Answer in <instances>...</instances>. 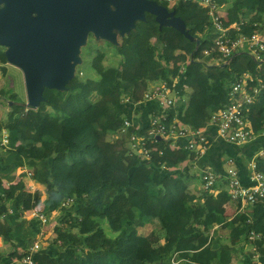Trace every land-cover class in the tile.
<instances>
[{"label":"trees","instance_id":"1","mask_svg":"<svg viewBox=\"0 0 264 264\" xmlns=\"http://www.w3.org/2000/svg\"><path fill=\"white\" fill-rule=\"evenodd\" d=\"M227 1L229 23L244 20L248 33L256 30L253 15L260 14L264 19V0ZM176 15L185 21L200 16L198 27L204 36L200 38L199 46L209 49L211 40L205 33V10L195 4L184 3L177 7ZM146 23L145 26L137 25L135 34L146 40L157 38V44L163 47L168 58L179 61L173 70L163 71V78L170 86L176 81L178 92L177 106L170 109V117L185 110L186 87L193 89V100L197 93L203 98L206 114H198L194 126H191L194 129L206 125L208 121L202 124L203 120L211 117L226 102L225 94L222 104L219 101L208 103L207 99L216 95V86H223L226 81L231 84L237 72H254L258 68L259 63L246 55L234 59L228 65L232 69L223 64H205L195 59L199 47L195 40H190L174 27L160 26L156 16L149 12L146 13ZM165 33L179 36V42L175 44L163 39ZM177 50H182L183 54L175 56ZM118 51L124 57L121 68L106 67L103 61L106 54L99 51L91 60L93 73L88 72L85 80L75 78L67 85L68 90L46 87L45 100L38 108L20 104L16 94L11 96L13 110L6 121H0V134L6 129L9 137L0 169V205L11 226L8 238L25 250L41 231L40 220L23 217L21 208L24 205L26 209H33L41 201V193L35 191L33 195L28 194L22 202L20 193L26 190V173L17 183L13 182L12 172L19 167H28L36 169L34 180L55 192L54 198L46 200L44 211L47 216L60 208L66 198L76 197L82 202L78 216L72 217L69 211L63 210L59 222L67 223L71 217L72 220L76 218L75 224L84 236L82 244L88 249L85 255L80 256L77 247L66 244L63 249L53 250L51 243L35 254L38 264H160L164 263V259L169 264H175L173 259L180 261L179 264H232L233 247L249 240L252 232L261 237L253 243L264 245V210L261 203L249 215L237 213L234 218L227 219L215 209L217 199L213 195L198 203L194 194L179 190L178 178L168 176V168L174 165L171 159L184 161L193 151L183 147L173 148L168 140L158 139L159 149L151 152L150 160H142L130 155L125 146L111 152L100 146L97 135V130L101 129L99 117L108 107L120 104L123 97L140 100L137 81L155 72L151 60L137 44L119 47ZM0 61H8L4 51L0 53ZM147 86L148 83H145L144 89ZM94 91L101 96L96 103L90 99ZM193 100L192 103L195 102ZM48 107L53 112L48 111ZM251 120L255 132L262 133L264 92L260 102L254 106ZM123 122L111 117L108 129L117 130ZM55 141L64 143L67 158V162L56 169L53 168L54 157H46ZM75 149L93 157L94 161L87 164L73 161ZM241 178L244 181L242 174ZM6 180L11 181L9 186L4 184ZM226 192L223 189L221 193ZM105 223L114 234L113 238L101 227ZM145 225L166 231L167 243L158 248L153 246L139 234V227ZM217 225L230 231L228 238H215L208 232L210 227ZM22 255L15 249L9 254L12 258L3 261L4 256L0 254V264H14L12 259Z\"/></svg>","mask_w":264,"mask_h":264},{"label":"crops","instance_id":"2","mask_svg":"<svg viewBox=\"0 0 264 264\" xmlns=\"http://www.w3.org/2000/svg\"><path fill=\"white\" fill-rule=\"evenodd\" d=\"M165 4L166 7L169 8V10H177V7L180 4ZM182 7V6H181ZM259 17H262L260 14H255L252 18V20L256 21V19ZM260 19V18H259ZM200 20V16L196 15L195 17L188 19L185 21L187 25V29L190 32V34L195 38L196 37H203L204 32H202V29L198 27V22ZM142 23H146V21H140ZM147 24V23H146ZM194 29V30H193ZM193 30V31H192ZM194 33V34H193ZM119 35L122 38L119 42ZM163 39L169 41H173L175 44H177L180 40L179 36H173L172 33H165L162 36ZM155 40V41H154ZM110 41V40H109ZM122 41V42H121ZM152 41L155 42V44L152 43ZM201 41V40H200ZM112 43H123L122 47H127L132 44H137L138 47H140L143 50L144 55H146L152 62V64L155 67V72L150 73L148 75H145L142 79H139L137 81V85L140 88V91L142 87H144L145 83L153 84V83H160L164 80L163 78V71L164 69L173 70L176 65H178V62H175L174 60H170L163 50V47H160L157 43V38H152L149 41H147L144 37L140 35H136L133 30H131L128 33H125L124 35L117 34V40L112 41ZM158 45V46H156ZM183 54L182 50H177L175 52V56H180ZM165 59V65L161 66V64H157L159 60ZM124 61V58L121 61V67L122 63ZM7 70L4 72L0 69V83L1 86L3 83H6L7 75L9 70V66L7 63L0 64ZM225 66V65H224ZM227 66V65H226ZM146 68V65L144 64V69ZM22 73V72H21ZM173 78V77H171ZM22 81H23V87L27 94V88H26V82H25V76L22 73ZM8 83V82H7ZM71 83V82H70ZM69 83V84H70ZM12 84V83H11ZM13 87V84L11 88ZM222 87V86H220ZM187 88V93H189V90L192 91L193 89L190 87ZM217 90H219V86L215 87ZM223 91L225 90L224 87ZM10 91V95L16 94L15 91L12 92L11 89H2L0 88V95H4L6 91ZM68 90V87L66 88ZM194 92V91H193ZM192 92V95H193ZM216 93V92H215ZM226 94L223 93V98L221 101H224ZM8 95V94H7ZM17 95V94H16ZM92 95V94H91ZM94 95L96 96L95 100L98 102L101 99L100 94H98L96 91H94ZM192 95H186L184 96V99L187 102V105L185 107V110L181 114H177V119L179 120V123L181 125L186 127H191L194 123L195 118L197 117L198 113L202 111V106L205 108V105H200V98L199 94L197 93L194 97V100L192 98ZM217 95V93H216ZM211 95V97L216 96ZM7 97V96H6ZM28 97V96H27ZM190 98V99H189ZM192 98V99H191ZM27 100V98H26ZM192 100L195 101L192 103ZM92 101V100H91ZM13 102V101H11ZM93 102V103H96ZM27 102L21 101L20 104H24L27 106ZM2 99H0V106H2ZM13 106L10 107V110L12 111ZM158 110V106L155 103L152 102H145V101H136L129 97L128 100L123 98V101L114 106V107H108L106 112L102 114L99 117L101 129L97 130V135L99 139V144L102 148H104L107 152L111 151H118L122 146L128 147L129 142L127 140L128 134L131 132V129H126L125 131H122V127L124 126V122L121 128L111 131L108 129L110 124V118L115 117L116 120L122 119L133 121L135 126H139L141 129H144V127L147 126V122L150 120L152 114L154 111ZM206 110V109H205ZM48 111L53 112V109L51 107H48ZM3 110L0 109V121H6L7 117H2ZM103 116V117H102ZM205 126V125H204ZM6 129H3V131ZM0 134V169L2 168V159L5 156V149L6 147L1 144V137L2 133ZM215 132H210V145L208 146L207 150L204 152V154L200 155L197 152L193 151L189 154V157L184 161H179L176 158L171 159L174 162V165L168 168V176H174L178 178V188L181 192L194 194L196 196V202L203 203L208 195H213L214 198L217 199V201L214 203V207L217 211L224 214V216L227 219H232L237 214V209L233 205L232 202H230L229 195L226 193H221L223 189L226 188L225 186V178L220 179L217 184L215 185L213 191H206L203 188V183L201 179V173L204 168H211L216 171H218L221 174L226 173V170L230 167V160L234 161L235 166L238 168L240 173L242 174L244 181L247 182L249 175L251 173V163L256 162L257 165L264 169V130L262 133L258 134L255 138L248 140L247 142L243 144L238 143H232V142H226L219 137H217ZM217 138V139H216ZM152 150H158L159 146L158 144H151ZM46 157H54V163L53 168L56 169V167H61V165L65 162H67L66 154H65V145L63 142H53L51 145L50 150L47 152ZM40 160H36L38 162ZM73 161L79 163V164H87L89 162L94 161V158L82 153L80 150L75 149L73 152ZM4 170V169H3ZM36 173V169H34ZM23 167H19L16 170L12 172V176L14 177V183H17L22 175ZM26 180V190H24L22 193H20V198L23 201H25L28 194L33 195L35 191H38L41 193V201L36 204V206L33 209H26L24 205H21L22 211H23V217L27 219L32 218L33 212H39V213H45L44 209L46 206V200L52 199L55 197V192L53 189H49L47 185H44L40 183L39 181L34 180L33 178L25 177ZM30 180V182H29ZM11 181L6 180L4 182L5 186H9ZM28 185H31L35 187L34 189L28 188ZM226 190V189H225ZM73 201L64 204V200L61 203L60 208L53 210L50 213L49 218L52 214H57L56 217L58 221H55L56 224H63V227L60 226L62 230V238L57 240H52V244L54 245L52 248L53 250H56V248L63 249L65 248L66 244L67 246H74L79 247L83 246L84 236L80 234L79 226L75 224V220H72V217H76L79 214V210L82 208V202L79 201L78 198L73 197ZM79 202V203H78ZM8 206L10 208V203H8ZM261 208L264 210V202L261 203ZM63 210L69 211L70 215L72 217L70 218V221L67 223L59 222V217L61 214H63ZM44 226L41 224V230L45 229L48 230L49 226ZM102 228L106 231L109 237L113 238L114 234L112 232H109L106 227L109 228V226L105 223L101 225ZM220 226L217 225L213 229L217 231V229ZM110 229V228H109ZM212 228H210L211 230ZM11 230V226L7 219L4 216L3 210L0 205V241L2 245H0V254L4 256L3 261H7V259L12 258L9 257L10 252H13L15 249L21 253L22 249L16 246V242L8 238V233ZM44 230V240L49 234ZM60 230V231H61ZM139 234L146 237L153 246L156 248L164 246L168 241V236L166 234V231L160 230V229H154L150 225H145L139 227ZM41 232V231H40ZM110 233V234H109ZM113 235V236H111ZM40 237V233L39 236ZM215 237V236H214ZM37 239V238H36ZM54 239V238H53ZM69 240V241H68ZM46 243V242H45ZM51 243L47 246H50ZM84 247V246H83ZM79 249V248H78ZM59 250L57 249V252ZM248 259L244 260V264H247ZM5 264V263H4ZM10 264V263H8ZM233 264V263H232Z\"/></svg>","mask_w":264,"mask_h":264},{"label":"built area","instance_id":"3","mask_svg":"<svg viewBox=\"0 0 264 264\" xmlns=\"http://www.w3.org/2000/svg\"><path fill=\"white\" fill-rule=\"evenodd\" d=\"M162 2L166 4L191 3L205 10V33L211 40L209 51L213 52L216 57L218 56V61H224L228 66L233 63L234 59L246 55L257 61L259 65L254 72L236 73L226 93V102L213 112L205 126L198 129L181 125L177 116L170 117V109L177 106L178 100L175 80L172 86L167 80L148 84L140 101L155 103L158 110L153 112L144 130L135 126L133 121H124L122 131L131 129L126 137L129 142V146L126 147L129 154L136 155L142 160H150L153 151L150 145L156 144L159 136L171 142L172 147H183L200 155L204 154L210 144L211 131L226 142L238 144L255 138L258 134L254 130L251 114L264 92V34L257 30L252 33L246 32L248 26L242 19L229 23L227 15L229 1L227 0H162ZM256 24L255 22L254 25ZM125 99L128 100L129 97ZM8 143V132L4 130L1 144L7 147ZM32 170L23 167L27 177L34 179L35 172L33 174ZM251 170L248 181L245 182L242 181L240 171L232 160L224 174L208 167L204 168L203 188L209 192L213 191L217 182L225 178V189L237 213L249 215L258 204L264 202V170L256 162L251 163ZM73 200L72 197L66 198L64 204ZM32 218L40 220L43 226L49 222V216L45 213L35 211L32 213ZM254 236L260 235L252 232L250 237ZM43 242L44 230L42 229L40 237L28 249L21 251L22 257L13 258L12 262L14 264H38L35 254L45 248ZM179 262L173 259V263Z\"/></svg>","mask_w":264,"mask_h":264},{"label":"water","instance_id":"4","mask_svg":"<svg viewBox=\"0 0 264 264\" xmlns=\"http://www.w3.org/2000/svg\"><path fill=\"white\" fill-rule=\"evenodd\" d=\"M0 44L9 62L23 70L30 108L45 100L44 90H66L75 77L78 46L87 30L110 41L134 30L146 13L195 40L176 10L157 0H0ZM117 30L118 32H115ZM158 139H162L160 136Z\"/></svg>","mask_w":264,"mask_h":264},{"label":"rangeland","instance_id":"5","mask_svg":"<svg viewBox=\"0 0 264 264\" xmlns=\"http://www.w3.org/2000/svg\"><path fill=\"white\" fill-rule=\"evenodd\" d=\"M159 3L162 4L163 2H159ZM163 5H165V4H163ZM4 6H5V3L0 4L1 8H3ZM253 16H252V18H253ZM255 22H257L256 30L264 34V19H261V17L258 16V18L256 19ZM137 25L145 26L146 23H142V22L138 21ZM87 32L88 33H87L86 41L83 44L78 46V50H77L76 54L81 59V61L76 64L75 77L71 81H73L75 78L80 79V80H85L89 74L88 72H90V73L94 72L92 70L91 60L94 57H96V55L98 54L99 51L105 52V54H106V56L103 60L104 65L106 67H120L121 68V61L124 57L119 53L118 48L122 47L123 43L115 44V43H112V41L104 39L103 37L96 36V33L93 31L87 30ZM115 32H118V31L115 30ZM196 38L200 39L201 37H199V35H198V37H196ZM120 40H122V38L119 35V42H120ZM147 41H149V40H147ZM154 41H152V43ZM153 44H155V42ZM156 46H158V45H156ZM7 49H8L7 46L0 44V53L3 51L6 52ZM206 51H207V49H206V47H204V45L202 47L199 46L197 49V52L195 54V59L200 60V61L204 62L205 64H209V65L223 64L226 66V63L224 61L223 62L218 61V56L216 57L213 52L211 53V51H209V49H208V53H206ZM165 62H166L165 59H163V60L160 59L157 62V64H161V66H164ZM0 64H2L1 61H0ZM7 64L9 66L10 71L8 72V75L6 77L7 78L6 83L5 84L3 83L2 86L0 83V88H2L4 90L11 89L12 92L15 91L19 101L27 102L28 97H27V94L24 90L23 81H22L23 70L21 68H19L18 66H16L15 64L9 62V60L7 61ZM183 65L185 67L186 62ZM0 69L3 70L4 72L7 70L2 65H0ZM81 71H83V73H81ZM233 72L236 73V71H233ZM23 75H24V73H23ZM11 83L13 84L12 88H11V86H12ZM230 85L231 84H228V81H226V83L222 87H224V89L227 91L228 88H230ZM222 87H219V90L216 91V93H217L216 96L207 99L208 103L209 102H215L216 103V101H219L220 104H222L221 99L223 98V93H225V90L223 91ZM185 90H186V95H189V96L192 95L193 90L190 91V89H188L189 93H187V88H185ZM144 91H145V89H144V87H142L141 93H140V95L142 97H143ZM9 93H10V91L7 90L6 93H4V95H0V99H2V104H3L2 106H0V109L3 110V112H4L2 114V117H4V116L7 117V115L10 113V111H8V110H10V107L13 106V102H11V100H10L12 95H10ZM26 98H27V100H26ZM95 98H96V96L94 95V92H93L92 95L90 96V99L92 100V102H96V101H94ZM123 98H125V97H123ZM200 100H201L200 105L201 104L203 105L204 101H203L202 96H201ZM202 108L203 109H202L201 113L206 114L205 108L203 106H202ZM0 118H1V116H0ZM209 118L210 117H208V119L207 118L204 119L202 124H204V122H207L209 120ZM193 124H192V126H194ZM173 148H177V147H173ZM34 171L35 170L33 169L32 170L33 174H34ZM202 173H203V171H202ZM202 173H201V179H202ZM23 174H24V171H22V175ZM29 182H30V180H29ZM202 183H203V181H202ZM28 188L32 189L35 187L28 185ZM56 216H57V214L56 215L52 214L50 216L51 218H49V222L46 225V226H49V229L48 230L44 229L47 232V234H49V236H47L43 242L44 246H47L48 243L49 244L52 243L53 242L52 240L61 239L63 236L62 230L60 228V226L63 227V224H61V223L56 224L55 223V221H58L57 220L58 217H56ZM214 227L215 226L210 227L212 229L208 231L212 236H215V238H228V236L230 234V231L228 229H224L222 227H219L217 229V231H215L213 229ZM106 228L109 232H112L108 227H106ZM198 230H202V227L201 228L198 227ZM111 236H113V235H111ZM260 238H261L260 236L250 237L249 240L243 241V242L239 243L238 245H235L233 247V254H232L233 255V262L232 263L233 264H244V260L248 259V262H251L250 264H264V245L260 246L258 244L253 243V242H255V240L260 239ZM78 248H79L78 254L80 256H83L86 254V252H88V249H85L83 246H79ZM163 262L164 263H160V264H169V261L166 259H164ZM248 262H247V264H248ZM176 264H179V263H176Z\"/></svg>","mask_w":264,"mask_h":264}]
</instances>
